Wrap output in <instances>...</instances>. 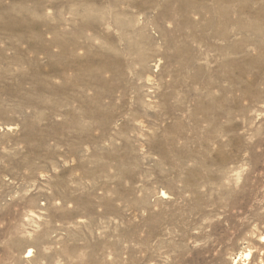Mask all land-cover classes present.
Returning a JSON list of instances; mask_svg holds the SVG:
<instances>
[{
	"label": "rangeland",
	"instance_id": "1",
	"mask_svg": "<svg viewBox=\"0 0 264 264\" xmlns=\"http://www.w3.org/2000/svg\"><path fill=\"white\" fill-rule=\"evenodd\" d=\"M112 1L0 0V264H264V0Z\"/></svg>",
	"mask_w": 264,
	"mask_h": 264
},
{
	"label": "bare ground",
	"instance_id": "2",
	"mask_svg": "<svg viewBox=\"0 0 264 264\" xmlns=\"http://www.w3.org/2000/svg\"><path fill=\"white\" fill-rule=\"evenodd\" d=\"M85 1V0H84ZM98 1H100V0H98ZM107 1V0H106ZM122 1V0H121ZM126 0H124V2H125ZM145 1V0H144ZM149 1V0H148ZM194 1V0H193ZM87 2V1H86ZM103 2V1H102ZM113 2H114V0L112 1V4H113ZM117 1H115V3H116ZM128 2L130 3V1L128 0ZM127 2V3H128ZM133 2V1H132ZM178 2H180V7H181V5H182V8H187L188 7V5L189 4H191V2H192V0H178ZM81 3V2H80ZM98 3V2H97ZM105 3V2H104ZM111 3V2H110ZM120 2L118 1V4H119ZM84 4V3H83ZM117 4V3H116ZM81 5V4H80ZM90 5V4H89ZM115 5V4H114ZM142 5V4H141ZM263 5V4H262ZM86 6V5H85ZM190 6V5H189ZM220 6V5H219ZM259 6V5H258ZM240 7V6H239ZM244 7V6H243ZM264 7V6H263ZM250 8V7H249ZM258 8V7H257ZM216 9V8H215ZM225 9V8H224ZM243 10V9H242ZM262 10V9H261ZM252 11V10H251ZM256 11V10H255ZM225 12H228L227 10L225 11ZM224 13V12H223ZM250 13V12H249ZM254 14V13H253ZM261 14V13H260ZM262 14H264L263 12H262ZM230 15V14H229ZM263 17H264V15H262ZM227 18H228V16H227ZM253 18V17H252ZM258 18V17H257ZM255 19V18H254ZM259 19V18H258ZM216 20V19H215ZM230 20V19H229ZM262 20V19H261ZM188 21V20H187ZM225 21V20H224ZM17 22V21H16ZM216 22V21H215ZM259 23V22H258ZM232 24V23H231ZM223 25V24H222ZM227 25V24H226ZM88 27V26H87ZM141 34V33H140ZM217 35V34H216ZM227 35V34H226ZM138 36V35H137ZM139 38V37H138ZM141 39V38H140ZM142 40V39H141ZM65 42V41H64ZM236 43V42H235ZM74 44V43H73ZM63 45V44H62ZM76 45V44H75ZM78 45V44H77ZM66 47V46H65ZM63 48V47H62ZM63 50V49H62ZM64 51H65V49H64ZM155 51V50H154ZM68 52V51H67ZM153 52V51H152ZM143 55H146L145 54V51H144V54ZM149 55V54H148ZM147 55V56H148ZM176 56V55H175ZM196 56V55H195ZM149 57V56H148ZM151 57V56H150ZM185 57V56H184ZM98 58V57H97ZM182 59H183V57H181ZM65 59V58H64ZM137 59H139V58H137ZM141 59H142V57H141ZM174 59H178V58H175L174 57ZM173 59V60H174ZM186 59L188 60V57H186ZM190 59V58H189ZM194 59V58H193ZM248 59V58H247ZM91 60V59H90ZM110 60V59H109ZM143 60V59H142ZM149 60V59H148ZM259 60V59H258ZM256 58L254 59V58H252L251 59V57H250V63H251V65H253L254 63H255V65H257L256 64V62L258 61ZM138 61V60H137ZM141 60H139V62H140ZM180 61L181 62H184V61H182L181 59H180ZM180 61H178V62H180ZM186 61V60H185ZM192 62H193V60H191ZM191 61H189V62H191ZM244 61V60H243ZM248 61H249V59H248ZM35 62V61H34ZM71 62V61H70ZM74 62V61H73ZM138 62V63H139ZM188 62V61H187ZM189 62H188V64H189ZM234 62V61H233ZM232 62V63H233ZM247 62V61H246ZM258 62H260V60L258 61ZM37 63V62H36ZM89 63H90V61H89ZM143 63H144V60H143ZM185 63V62H184ZM228 63H230V61H228L227 62V64ZM249 63V64H250ZM38 64V63H37ZM64 64V63H63ZM108 64V63H107ZM146 64V63H145ZM188 64H185L184 65V67L185 66H189ZM192 64V63H191ZM88 65H90V64H88ZM103 65V64H102ZM178 65H180V64H178ZM182 65V64H181ZM193 65V64H192ZM225 65V64H224ZM67 66V65H66ZM142 66H144V65H142ZM156 66V65H155ZM191 66V65H190ZM145 67V66H144ZM186 68V67H185ZM106 70V69H105ZM30 75V74H29ZM89 75V74H88ZM99 75V74H98ZM113 78V77H112ZM254 78V77H253ZM256 79V78H255ZM250 83V82H249ZM9 84V83H8ZM7 85V84H6ZM7 91V90H6ZM7 110V109H6ZM110 113V112H109ZM108 113V114H109ZM6 114V113H5ZM110 114H112V113H110ZM1 116V115H0ZM12 117V116H11ZM110 117H112L111 115H110ZM32 128V127H31ZM123 145V144H122ZM158 147V146H157ZM161 149V148H160ZM17 153V152H16ZM116 156V155H115ZM10 158H11V156H10ZM116 159V158H115ZM123 159H125V158H123ZM26 160V159H25ZM16 161V160H15ZM23 161V160H22ZM122 161V160H121ZM174 161V160H173ZM26 162V161H25ZM24 163V162H23ZM177 163V162H176ZM17 165V164H16ZM134 191V190H133ZM137 191V190H136ZM132 192V191H131ZM249 254L248 253H246L245 254V256H248Z\"/></svg>",
	"mask_w": 264,
	"mask_h": 264
}]
</instances>
